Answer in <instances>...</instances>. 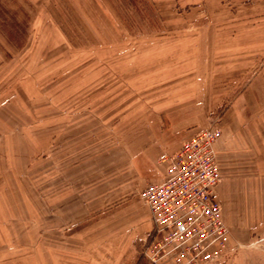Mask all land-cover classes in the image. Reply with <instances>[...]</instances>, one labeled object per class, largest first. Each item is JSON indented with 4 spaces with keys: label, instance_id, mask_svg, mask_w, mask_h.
Segmentation results:
<instances>
[{
    "label": "rangeland",
    "instance_id": "rangeland-1",
    "mask_svg": "<svg viewBox=\"0 0 264 264\" xmlns=\"http://www.w3.org/2000/svg\"><path fill=\"white\" fill-rule=\"evenodd\" d=\"M236 103L264 146V0H0V264H153L140 191Z\"/></svg>",
    "mask_w": 264,
    "mask_h": 264
},
{
    "label": "built area",
    "instance_id": "built-area-1",
    "mask_svg": "<svg viewBox=\"0 0 264 264\" xmlns=\"http://www.w3.org/2000/svg\"><path fill=\"white\" fill-rule=\"evenodd\" d=\"M221 128L193 134L163 157L166 174L139 193L154 221L146 256L153 264H219L229 228L214 195Z\"/></svg>",
    "mask_w": 264,
    "mask_h": 264
},
{
    "label": "crops",
    "instance_id": "crops-1",
    "mask_svg": "<svg viewBox=\"0 0 264 264\" xmlns=\"http://www.w3.org/2000/svg\"><path fill=\"white\" fill-rule=\"evenodd\" d=\"M240 105L236 103L229 113L235 119L224 126V136L216 145L220 180L214 195L229 228L219 264H264V146L253 140V132L245 125L248 110Z\"/></svg>",
    "mask_w": 264,
    "mask_h": 264
}]
</instances>
